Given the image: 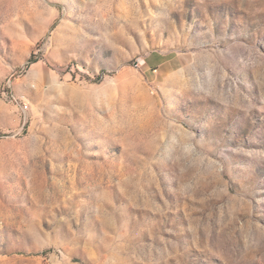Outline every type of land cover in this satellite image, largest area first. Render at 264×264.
Wrapping results in <instances>:
<instances>
[{"label":"rangeland","instance_id":"374dc122","mask_svg":"<svg viewBox=\"0 0 264 264\" xmlns=\"http://www.w3.org/2000/svg\"><path fill=\"white\" fill-rule=\"evenodd\" d=\"M0 264H264V0H0Z\"/></svg>","mask_w":264,"mask_h":264},{"label":"built area","instance_id":"2783aa9c","mask_svg":"<svg viewBox=\"0 0 264 264\" xmlns=\"http://www.w3.org/2000/svg\"><path fill=\"white\" fill-rule=\"evenodd\" d=\"M21 113H25L28 110V106L22 102L19 104Z\"/></svg>","mask_w":264,"mask_h":264}]
</instances>
